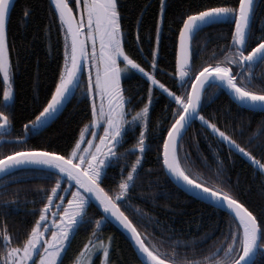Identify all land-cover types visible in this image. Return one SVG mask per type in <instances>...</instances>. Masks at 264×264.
<instances>
[{
	"label": "trees",
	"instance_id": "obj_1",
	"mask_svg": "<svg viewBox=\"0 0 264 264\" xmlns=\"http://www.w3.org/2000/svg\"><path fill=\"white\" fill-rule=\"evenodd\" d=\"M67 1L77 17V0ZM240 2L166 0L154 61L161 0L118 1L124 51L139 66L154 69L172 95L157 88L151 91V83L143 75L123 80L131 112L143 110L151 99L147 126L125 131L116 148L124 154L118 160L109 159L97 181L133 222L150 250L174 264H232L243 250L238 221L181 190L167 175L162 156L166 135L185 105L190 84L203 69L231 68L240 88L264 95V56L242 64L264 41V0L255 1L243 47L236 36ZM218 9L226 11L225 20L194 36L191 66L179 76L178 37L185 20ZM6 38L14 99L5 103L0 71V126L6 122L0 130V159L23 150L68 157L93 115L83 81L50 123L34 127L57 88L70 42L52 0H16ZM135 147L143 150L132 151ZM178 154L181 168L191 179L234 198L253 214L264 248V171L252 162L255 159L264 166V111L236 104L211 84L204 90L198 115L183 136ZM137 161L138 167L130 175ZM68 187L77 189L60 175L36 168L0 178V250L7 237L13 244H25L41 226L35 208L61 198ZM83 218L86 222L69 240L59 264H78L85 251L95 246L100 248L93 264H100L102 247L108 249L109 264H142L127 236L90 200ZM253 264H264L263 249Z\"/></svg>",
	"mask_w": 264,
	"mask_h": 264
},
{
	"label": "water",
	"instance_id": "obj_2",
	"mask_svg": "<svg viewBox=\"0 0 264 264\" xmlns=\"http://www.w3.org/2000/svg\"><path fill=\"white\" fill-rule=\"evenodd\" d=\"M16 0H0V52L7 49V23L10 12ZM256 0H241L236 18V36L240 47L245 45L251 22L252 12ZM69 35L70 45L75 52V70L73 82L66 101L58 109L50 123L64 108L66 103L75 93L83 72V40L79 32L76 14L67 0H52ZM225 10H209L188 17L178 37V67L179 76L185 74V70L191 66L192 41L194 36L203 28L224 21ZM264 56V41L258 44L244 59L243 64L251 63ZM218 86L236 104L255 111H264V95H257L240 88L236 83L231 68L207 67L200 71L192 80L185 105L169 129L163 145V165L167 175L181 190L197 199L212 205L232 215L240 224L243 231V250L239 258L232 264H253L259 254L261 241V229L253 214L234 198L212 190L191 179L181 168L179 162V146L181 140L191 124L194 122L201 107L204 90L209 85ZM245 91L255 98L243 93ZM47 109V107H46ZM45 109V111H46ZM44 111V112H45ZM43 112V114H44ZM42 115V114H41ZM43 117L40 116L38 121ZM45 125H34L35 128ZM6 126L3 122L0 130ZM142 147H135L132 151H141ZM39 163L43 165H39ZM36 168L54 172L68 180L80 190L102 214L121 230L129 239L142 264H174L157 256L146 245L137 228L128 216L120 208L119 204L102 188V186L80 165L71 161L68 157L58 153L44 150H23L15 152L0 159V178L20 169ZM123 197H120L122 200ZM47 220H42L46 223ZM53 228H57L54 226ZM246 232L248 237H246ZM5 243L9 238H5Z\"/></svg>",
	"mask_w": 264,
	"mask_h": 264
},
{
	"label": "rangeland",
	"instance_id": "obj_3",
	"mask_svg": "<svg viewBox=\"0 0 264 264\" xmlns=\"http://www.w3.org/2000/svg\"><path fill=\"white\" fill-rule=\"evenodd\" d=\"M118 1L77 0L76 3L79 32L83 40L81 82L86 85L91 97L93 115L92 120L83 128L68 158L84 167L96 181L99 177L98 173L104 169L111 154L122 141L125 131L131 127L135 128L136 125H140L143 130L147 126L151 99L143 110L131 112L123 92V80L135 74L143 75L149 79L151 91L157 88L172 95L156 78L154 69L149 71L139 66L124 51ZM165 3L166 0H161L154 61L159 51ZM74 70L75 52L69 42L62 75L38 125L48 123L66 101L72 86ZM0 71L5 87L4 101L9 104L14 99V91L10 77L8 49L4 53L0 52ZM252 162L264 171L261 163L255 159H252ZM138 164L139 161L133 164L130 175L137 169ZM87 200L88 198L80 192L70 197L65 209L69 218L66 221L69 223L54 230L49 239L41 237L39 226L35 228L29 239L32 248L28 259L32 264H59L74 230L72 225L77 223L75 220L80 217ZM34 245H42V252L38 257ZM99 248L95 246L87 249L78 264H93ZM107 252L106 249L102 256L103 264H108Z\"/></svg>",
	"mask_w": 264,
	"mask_h": 264
},
{
	"label": "flooded vegetation",
	"instance_id": "obj_4",
	"mask_svg": "<svg viewBox=\"0 0 264 264\" xmlns=\"http://www.w3.org/2000/svg\"><path fill=\"white\" fill-rule=\"evenodd\" d=\"M123 154H124L123 152L121 151L116 152L115 150V152L111 154L110 159L118 160L119 158L118 155H121L122 157ZM256 161L259 162L258 160ZM98 175H100V173H98ZM77 191L82 193L78 189L72 190L71 188L68 187L67 191L63 193L61 198L59 199L54 198V200H50L41 208H35V210L38 211L40 214L39 223L41 224V226H39V229L41 231L40 232L41 237H43L44 239H49L54 230H58L65 224L69 223L66 221L68 217L67 214L65 213V209H66L67 201H69L72 195L78 194ZM88 205H89V200H87L85 207L80 214V217L76 218L75 221H77V223L72 225L74 226V230L72 232L71 237L74 235L75 231L79 229L84 222H86V219L83 218V213ZM42 220H47V222L42 223ZM54 226H57V228H53ZM29 239L25 244L21 245L19 243L13 244V242L9 238V240L5 244H3V249L0 250V264H32V262H30L31 260L28 259V255L31 253V248H32L29 245ZM42 245L44 246V244ZM42 245H34L36 247L35 253L37 257L42 252V247H41ZM106 249L107 248L102 247V250H100L101 257L103 256ZM103 261L104 259L101 258L100 264H103ZM107 262H108V252H107Z\"/></svg>",
	"mask_w": 264,
	"mask_h": 264
},
{
	"label": "bare ground",
	"instance_id": "obj_5",
	"mask_svg": "<svg viewBox=\"0 0 264 264\" xmlns=\"http://www.w3.org/2000/svg\"><path fill=\"white\" fill-rule=\"evenodd\" d=\"M237 16V15H236ZM243 60V59H242ZM243 64V63H242ZM247 65V64H246ZM233 71V70H232ZM238 75V74H237ZM243 93L244 94H246L247 96H249V97H252V98H255L254 96H251V95H249L248 93H246L245 91H243ZM260 112V111H259ZM39 165H43V164H41V163H39ZM246 237H248V233L246 232Z\"/></svg>",
	"mask_w": 264,
	"mask_h": 264
}]
</instances>
